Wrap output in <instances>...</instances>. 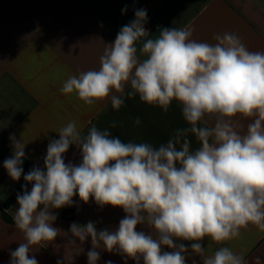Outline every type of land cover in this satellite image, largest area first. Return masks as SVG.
Instances as JSON below:
<instances>
[{"label": "clouds", "instance_id": "1", "mask_svg": "<svg viewBox=\"0 0 264 264\" xmlns=\"http://www.w3.org/2000/svg\"><path fill=\"white\" fill-rule=\"evenodd\" d=\"M146 21V10H136L135 19L105 45L99 69L70 76L60 91L75 93L90 106L110 97L119 109L130 85L127 96L138 94L164 111L173 100L179 102L190 127L154 147L123 142L96 126L82 135L70 121L57 132L59 139L49 142L44 168L34 166L26 174L27 144L10 136L13 155L3 167L12 180L23 175L32 185L30 191L22 186L25 190L17 195L13 221L24 240L10 252V264H38L29 256L33 247L61 233L53 226L57 216L52 210L72 206L76 195L84 204L91 199L100 208L119 207L125 213L114 231H98L91 221L70 225L68 245L78 253L91 239L88 264H97L98 250L136 264H186L189 248L176 241L192 242L191 251L202 264H245L243 255L229 247L208 255L202 241L221 244L249 225L264 231V52L250 51L230 32L216 34L215 43L197 41L191 30L174 27L149 38ZM238 114L251 118L244 134L233 120ZM188 133L199 148L190 150ZM72 145L80 149L79 164L65 163ZM138 225L150 231H137Z\"/></svg>", "mask_w": 264, "mask_h": 264}, {"label": "crops", "instance_id": "2", "mask_svg": "<svg viewBox=\"0 0 264 264\" xmlns=\"http://www.w3.org/2000/svg\"><path fill=\"white\" fill-rule=\"evenodd\" d=\"M138 9L146 10L147 21L159 23L158 28L146 27L152 35L149 38L157 36L162 28L174 27L191 30V38L197 41L215 43L216 34L230 32L237 34L250 51L264 52V0H0V264H10V252L24 240L14 221L9 223L3 218L5 211L13 220L19 207L17 200L7 209L4 206L25 182L23 175L19 181L12 180L3 167L4 160L13 155L10 136L27 144L25 160L43 169L49 142L59 139L57 132L70 121L76 123L82 135L96 126L123 142L154 147L173 139L177 130L190 127L183 119L179 102L173 100L164 111L141 101L138 94L127 96L130 85L125 86L124 104L119 109L112 107L110 97L90 106L75 93L60 91L70 76L99 69L105 45L114 42L119 30L135 19ZM112 94L119 95L115 91ZM137 117L139 124L135 123ZM233 120L241 134L251 122V118L239 114ZM187 139L190 150L201 146L194 134L188 133ZM64 160L79 164L80 149L70 146ZM73 201L72 206L52 210L57 216L53 226L61 233L53 242L33 247L29 256H34L38 264H57L58 260L62 264H88L91 239L81 245L83 252L78 253L68 245L73 239L70 225L91 221L98 231H114L125 216L122 208H100L91 199L84 204L78 195ZM137 231L150 230L138 225ZM176 243L189 248L186 264H202L191 251L192 242ZM202 245L208 255L219 247H229L243 255L245 264H256L257 257L264 264V231L254 225L242 228L238 237L221 244L205 238ZM98 251L97 264H136L119 254Z\"/></svg>", "mask_w": 264, "mask_h": 264}, {"label": "trees", "instance_id": "3", "mask_svg": "<svg viewBox=\"0 0 264 264\" xmlns=\"http://www.w3.org/2000/svg\"><path fill=\"white\" fill-rule=\"evenodd\" d=\"M22 167H23V171L24 173H28L30 170H32L33 166L28 163L25 159H24V162L22 164ZM31 184H26V182H24L22 184V186H25L26 189H28V187L30 186ZM20 186L15 192L14 194L9 198V200L5 203V206H4V209H7L9 208L16 200H17V195L18 194H22L23 191L25 190V187H22ZM3 218L9 222V223H12L13 220L6 214L5 211H3Z\"/></svg>", "mask_w": 264, "mask_h": 264}, {"label": "built area", "instance_id": "4", "mask_svg": "<svg viewBox=\"0 0 264 264\" xmlns=\"http://www.w3.org/2000/svg\"><path fill=\"white\" fill-rule=\"evenodd\" d=\"M144 26H145V28L148 27V26H152V27H154V28H158V27H159V23L156 22V21H154V20H152V19H150V20H148V21L145 23Z\"/></svg>", "mask_w": 264, "mask_h": 264}]
</instances>
